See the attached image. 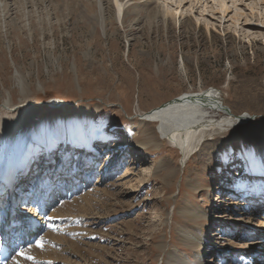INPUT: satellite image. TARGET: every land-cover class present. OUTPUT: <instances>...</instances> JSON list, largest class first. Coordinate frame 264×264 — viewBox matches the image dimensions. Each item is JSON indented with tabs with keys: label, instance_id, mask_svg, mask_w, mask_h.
I'll use <instances>...</instances> for the list:
<instances>
[{
	"label": "rangeland",
	"instance_id": "374dc122",
	"mask_svg": "<svg viewBox=\"0 0 264 264\" xmlns=\"http://www.w3.org/2000/svg\"><path fill=\"white\" fill-rule=\"evenodd\" d=\"M121 1L118 15L115 0H0V144L1 123L24 120L0 223L6 202L19 215L10 237L29 214L45 223L24 264H264V0H184L177 16L179 0ZM211 88L255 118L214 134L183 170L169 140L135 148L146 111ZM63 134L72 155L57 168ZM87 135L96 148L84 152ZM51 165L81 177L40 199Z\"/></svg>",
	"mask_w": 264,
	"mask_h": 264
},
{
	"label": "bare ground",
	"instance_id": "6f19581e",
	"mask_svg": "<svg viewBox=\"0 0 264 264\" xmlns=\"http://www.w3.org/2000/svg\"><path fill=\"white\" fill-rule=\"evenodd\" d=\"M174 2L175 0H169ZM118 5V15H120L124 11V5L121 0H115ZM168 6V5H167ZM197 7V6H196ZM167 8V7H165ZM189 9H193V7H189ZM221 11L226 13L229 11L228 6L225 2L221 4ZM187 9V5L184 0H179L176 2L172 8H168L167 12H171L173 15H178L179 12L182 14L184 10ZM106 11V10H105ZM169 15V14H168ZM264 24V23H263ZM22 81H24L22 79ZM25 82V81H24ZM21 93L24 97L27 98L28 88L23 83L21 85ZM220 91V90H219ZM222 98V97H221ZM55 103V102H54ZM60 103V102H59ZM55 103L51 106L59 107L62 104ZM7 105L12 106L13 100H8ZM218 95V93L214 89H207L204 91H196V93H188L184 92L179 97L173 98L171 100H167L164 103L155 105L149 111L140 118V122L142 123V136H144L143 142L134 143L135 148L140 146H146L149 144L158 145L162 140H169V142L177 147L182 152V158L180 162L179 170H183V168L187 165L188 160L196 154L199 149V146L203 144L209 138H212L214 134H219L220 132L226 131L228 127L235 126L238 124H242L245 122L251 121V118L248 121L240 120L237 118L241 116L234 113L233 110H227ZM228 106V105H227ZM62 107V106H61ZM30 110V109H29ZM220 114L221 118H216L215 116ZM247 115L251 116L249 113ZM83 116V115H82ZM87 116V115H86ZM11 120V119H10ZM27 120V119H26ZM23 121L20 117H13L11 121H3L2 125V140L3 142L0 144V181H2V185H5L6 182L11 180V177L15 173L16 168V145L18 144V138H20V132L23 127ZM154 124L156 125L154 127ZM54 130V129H53ZM61 133V132H60ZM160 137H159V135ZM64 135V134H63ZM59 136V135H58ZM63 138V153L64 156L60 160V164L57 168H64V166L70 165V156L72 155L70 147H69V136L64 135L60 136ZM87 139L83 142L84 152L92 151L96 148L95 143L93 142L94 137L92 135H87ZM215 138V137H214ZM16 142V144H15ZM117 145L110 147L114 148ZM42 149L47 153L48 161L53 159V154L49 151V147L43 144ZM90 160V159H89ZM65 166V167H66ZM46 175H43L39 178L41 190L39 191V198H44L45 200L51 198L53 193L56 194V191L59 189L61 193L65 194L67 191L66 186L70 184L72 186V182L74 180H79L81 176L80 171L81 168H76L71 172V170H59L58 172H54L55 168L53 165L49 168L47 167ZM79 171V172H78ZM83 176L89 177L88 172H83ZM45 174V173H44ZM65 183L66 186L60 184ZM56 184L57 186H54ZM75 186V185H74ZM35 187H38L35 185ZM76 187V186H75ZM44 188V189H43ZM4 192V188L1 190ZM9 193V192H8ZM247 193V192H246ZM244 195H247V194ZM14 197V196H13ZM6 199L9 201V205L11 204L10 195L6 196ZM7 204V202H6ZM5 204V209L2 212V227L7 224L8 228V219L11 223L16 221V217H19L17 214H12L11 211H8L6 207L8 204ZM41 204V203H40ZM37 212L39 214L45 215V208L37 207ZM29 214V213H28ZM36 214V211H35ZM30 218H25L23 223L21 224V238L17 239L18 230H11V239L9 243L11 244V254L15 253V262L14 264H24L25 261L22 259L23 251L26 250L27 247H36L37 245H41L43 240L45 239L46 234L42 235L43 228H45V223L41 224L42 226L32 227V224H36L39 220L34 218L32 214H29ZM42 218V217H41ZM51 218V217H50ZM49 219V218H48ZM49 221V220H48ZM53 227V226H52ZM51 228V227H50ZM54 228V227H53ZM36 231H39V237L36 238V242L34 245L30 244V239L36 237ZM3 232V231H2ZM185 239H189L192 241V245L195 247H201L203 242H198V239L193 238L190 231L185 230L182 231ZM1 242V241H0ZM1 246V245H0ZM164 250L168 248V245H163ZM32 252V251H31ZM172 253H174L172 251ZM171 255L173 256V254ZM171 256V257H172ZM78 257V256H77ZM172 264H199L200 259L194 261L188 257H183L180 255L174 254L172 259ZM76 261V260H75ZM7 264H11V259Z\"/></svg>",
	"mask_w": 264,
	"mask_h": 264
},
{
	"label": "water",
	"instance_id": "95a60500",
	"mask_svg": "<svg viewBox=\"0 0 264 264\" xmlns=\"http://www.w3.org/2000/svg\"><path fill=\"white\" fill-rule=\"evenodd\" d=\"M225 108H227V110H230L229 106H224ZM237 118H239L240 120H244V121H248L251 118H255V115H247L246 113H242L241 116H238Z\"/></svg>",
	"mask_w": 264,
	"mask_h": 264
}]
</instances>
